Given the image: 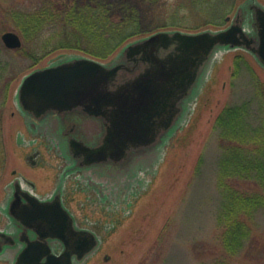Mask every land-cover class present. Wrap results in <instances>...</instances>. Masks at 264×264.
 <instances>
[{
  "label": "rangeland",
  "instance_id": "374dc122",
  "mask_svg": "<svg viewBox=\"0 0 264 264\" xmlns=\"http://www.w3.org/2000/svg\"><path fill=\"white\" fill-rule=\"evenodd\" d=\"M43 1L0 0V61L12 62L17 74L7 98L4 90H0V128L5 151L0 169V195L15 170V173L45 179L46 184L52 186L58 175L54 156H46L50 159V167L36 172L24 162L26 153L33 146L46 152L39 140L43 133L49 134V130L24 113L18 103L16 94L23 77L36 68L72 56H89L79 49L62 48L34 63L20 55L18 49L6 47L2 39L6 31L19 33L23 45L28 46L18 29L17 15L37 10ZM253 1L264 5V0H161L152 10L153 14L166 16L167 21L177 19L182 29L199 25L194 31L218 30L228 26L239 11L249 16L246 19L251 24L252 15L247 4ZM15 12L19 13L14 15ZM51 29L48 28L46 36L50 35ZM35 44L39 47L42 43ZM118 52L104 61L109 64L121 62L122 56ZM216 54L206 64L192 92L181 102L182 112L174 125L158 138L156 147L125 164L127 167L122 169L124 174L117 188L120 194L123 193V207L116 208L115 212L109 206L105 209L93 204L81 210V214L98 223L101 229L98 248L78 264H215L216 258L223 254L217 221L221 150L214 124L226 104L244 97L250 89L245 86L250 76L246 65L241 76L233 78L235 57L244 56L262 81L264 66L243 48H222ZM201 155L203 163L198 169ZM141 166L143 170L139 168ZM147 170L153 173L148 181L142 177V171ZM75 197L76 200L85 199L83 193H76ZM112 200L116 199L108 201L110 206L115 204ZM254 235L255 240L249 242L244 254L225 261L229 264H264V217L261 215ZM10 261L7 256L0 257V264H11Z\"/></svg>",
  "mask_w": 264,
  "mask_h": 264
},
{
  "label": "flooded vegetation",
  "instance_id": "af4514ba",
  "mask_svg": "<svg viewBox=\"0 0 264 264\" xmlns=\"http://www.w3.org/2000/svg\"><path fill=\"white\" fill-rule=\"evenodd\" d=\"M258 5H261L258 1L247 4L252 22L249 24L245 18L244 23L251 33L257 31ZM170 91L161 94L165 96L164 105L160 107L163 112L159 119L161 126L155 123L150 129L146 128L141 137L133 139L125 148L119 140H109L112 127L107 118L89 114L83 108L49 113L35 119L49 130V134L43 133L39 140L49 154L33 146L24 162L36 172L50 167V159L46 156H54L57 164L51 165L56 166L58 175L52 186L46 184L45 179L14 171L0 195V257L7 256L11 264H78L95 252L100 244L101 227L81 214V210L93 204L105 209L109 206L115 212L116 208L123 207V193L117 188L124 174L122 169L127 167L125 164L156 147L155 140L173 126L182 112L183 107L178 116L177 111L173 117L170 108L174 104L171 98L167 100ZM139 168L143 170L142 166ZM152 174L151 170L142 171L147 181ZM76 193H83L85 199L76 200ZM114 198L115 204L110 206L108 201ZM61 208L64 215H59ZM60 224L67 242L58 236ZM63 253L68 254L65 260L58 258Z\"/></svg>",
  "mask_w": 264,
  "mask_h": 264
},
{
  "label": "trees",
  "instance_id": "16d2710c",
  "mask_svg": "<svg viewBox=\"0 0 264 264\" xmlns=\"http://www.w3.org/2000/svg\"><path fill=\"white\" fill-rule=\"evenodd\" d=\"M160 1L44 0L37 10L14 14H18V29L28 45L18 48L19 54L36 63L52 51L73 48L105 60L133 37L142 39L159 30L199 29V25L182 29L177 19L167 21L166 16L153 14V6ZM48 28L53 30L46 36ZM35 43L42 44L35 47ZM234 64L233 78L241 76L244 65L248 67L250 76L245 86L250 89L244 97L226 104L214 124L221 150L217 221L223 247L215 264H229V258L244 254L256 238L259 215L264 217V81L244 56H236ZM14 67L12 62L0 61V90H4L5 98L17 76ZM3 144L0 128V169L5 159ZM202 163L203 155L198 169Z\"/></svg>",
  "mask_w": 264,
  "mask_h": 264
},
{
  "label": "water",
  "instance_id": "95a60500",
  "mask_svg": "<svg viewBox=\"0 0 264 264\" xmlns=\"http://www.w3.org/2000/svg\"><path fill=\"white\" fill-rule=\"evenodd\" d=\"M255 16L256 34L246 30L245 13L242 15L239 11L225 29L161 30L135 40L122 50V60L116 64L75 56L38 68L22 80L18 102L25 113L36 119L76 108L104 116L112 127L109 140H119L125 148L133 139L141 137L146 128L155 123L161 126L160 107L165 99L164 94L161 97L162 92L171 90L167 100L171 98L174 104L170 108L173 117L177 111L178 116L181 102L192 92L206 64L220 47L245 48L264 66L263 6L256 7ZM2 39L11 49L23 45L22 37L15 31H6ZM63 212L61 208L59 215H64ZM60 225L58 236L67 242ZM58 258L65 260L68 254Z\"/></svg>",
  "mask_w": 264,
  "mask_h": 264
}]
</instances>
